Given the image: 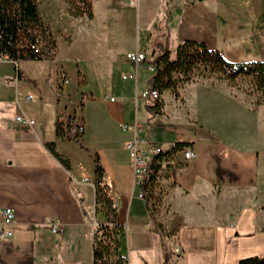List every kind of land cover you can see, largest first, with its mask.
I'll use <instances>...</instances> for the list:
<instances>
[{
  "label": "crops",
  "instance_id": "crops-1",
  "mask_svg": "<svg viewBox=\"0 0 264 264\" xmlns=\"http://www.w3.org/2000/svg\"><path fill=\"white\" fill-rule=\"evenodd\" d=\"M95 1L91 20L63 15L59 22L69 23L58 35L50 24L57 45L52 60L0 58V233L2 211L14 214L4 227L11 237H0V264H93L94 231L106 223L105 210L96 203L94 157L123 229L119 251L129 264H237L264 258V108H253L226 81L206 74L183 85L178 97L160 94L163 109L150 115L148 101L139 98L149 90L150 73L144 66L135 72L125 60L128 52H143L148 62L150 40L162 34L171 60L184 41L204 43L223 55L226 46L264 48V0H184L155 11L159 17L151 13L135 31L111 18L95 25ZM141 1L144 15L150 0ZM106 11L117 13L111 5ZM244 17L247 30L262 32L258 40L232 39V30L245 29ZM61 73L68 84L59 95ZM71 103L82 104L84 133L77 143L56 134V123L64 121ZM21 115L34 122L32 128L19 127L15 118ZM133 125L144 130L150 144H184L195 154L186 164L161 170L154 189L161 196L156 213L161 229L138 198L125 149L134 139ZM52 223L61 232L52 233ZM176 247L180 256L173 254Z\"/></svg>",
  "mask_w": 264,
  "mask_h": 264
},
{
  "label": "trees",
  "instance_id": "trees-1",
  "mask_svg": "<svg viewBox=\"0 0 264 264\" xmlns=\"http://www.w3.org/2000/svg\"><path fill=\"white\" fill-rule=\"evenodd\" d=\"M68 5V15L74 19L91 20L92 0H64ZM172 2V0H168ZM191 5L190 3L187 4ZM55 36L49 25L42 19L34 0H0V58L13 63L52 60L56 54ZM154 68L148 78L149 92L159 94L170 92L178 97V90L197 77L214 76L232 83L237 79H249L252 87L264 99V62H230L222 53L209 49L204 43L184 41L178 45L174 60L170 59L168 37L165 34L150 40V60ZM200 70V74L197 75ZM150 115L160 114L163 101L150 100L146 104ZM56 134L64 138L63 125L56 123ZM77 143V142H76ZM182 147L184 144H175ZM49 153L62 165L67 167L50 145H44ZM88 155V150L81 147ZM158 156L155 160H161ZM94 163L96 203L105 210L106 223L94 231L93 264H120L119 245L122 227L117 223L115 208L102 187L103 170L96 157ZM159 169V165L154 167ZM154 185H145L141 189L146 196V209L156 229L161 226L156 221L157 206L160 196L155 195ZM165 262L167 257L164 255ZM237 264H264V258L251 257Z\"/></svg>",
  "mask_w": 264,
  "mask_h": 264
},
{
  "label": "built area",
  "instance_id": "built-area-1",
  "mask_svg": "<svg viewBox=\"0 0 264 264\" xmlns=\"http://www.w3.org/2000/svg\"><path fill=\"white\" fill-rule=\"evenodd\" d=\"M125 60L131 63L134 66L135 72L137 69L144 66L148 73L152 74L154 68L147 63V55L143 52H128L125 55ZM132 78V76H123V79ZM68 84V79L66 76L61 73L59 75V81L57 84V93L60 95V88ZM160 94L157 91H143L139 94V98L145 101L159 99ZM27 100L32 101V96H27ZM15 121L22 129H30L34 125L32 120H29L25 116H17ZM63 125L64 138L73 141L79 142L83 133L84 126L82 122V104H70V111L67 114L64 121L61 123ZM128 126H122V130L126 131ZM132 129L135 133L134 139L131 142H128L125 145V149L129 154V157L133 164V174L135 184L139 188L138 198L143 201L145 204L147 202L146 196L142 192V188L145 185L153 184L154 188L157 187L160 178L161 170L166 169L168 165H183L190 162L194 158V151L190 146L176 147L175 144L167 148H163L158 145H153L148 142L144 136V130L137 127L136 125L132 126ZM162 156L161 160H155L156 157ZM159 165V169L155 170V166ZM14 218L13 211L9 208L2 211V232L0 233L1 238L11 237V232L5 231L4 227L12 223ZM49 229L52 233L57 234L61 232V229L55 225L50 224ZM182 250L179 247H176L173 250V254L180 256ZM120 264H129V258L126 253L119 254Z\"/></svg>",
  "mask_w": 264,
  "mask_h": 264
},
{
  "label": "rangeland",
  "instance_id": "rangeland-1",
  "mask_svg": "<svg viewBox=\"0 0 264 264\" xmlns=\"http://www.w3.org/2000/svg\"><path fill=\"white\" fill-rule=\"evenodd\" d=\"M38 11L42 17V19L49 25L51 24V27L55 34H57L58 29H65L67 27V23H69L66 20L60 21V17L63 15H68V5L65 3L64 0H34ZM149 6V10L147 14H142V6L141 0H96L94 2V13H95V22L94 24H106L107 22H114L115 20L121 24H124L126 26H132L134 31L136 28L142 27L143 23L147 22V20L150 18L151 13H153L154 16L159 17L158 15H155V11L158 13L163 9V7L166 6V8L173 7L174 5L179 6L181 5L184 0H172V2H169L168 0H150L147 1ZM112 6L116 10V15L110 16L107 13V8L109 6ZM150 13V14H149ZM94 15V14H93ZM153 17V16H152ZM111 18V20H109ZM159 19V18H158ZM249 24L248 17H244L240 21V25L244 26L245 29L239 32L231 31L232 39L240 35V40L244 43L247 42V40H253L252 37H255L258 34H262V32H251L247 30L246 26ZM155 31L159 28L155 25ZM58 35V34H57ZM254 35V36H253ZM251 36V37H250ZM251 38V39H250ZM254 40H258L257 36L254 38ZM262 42V38L260 40ZM236 44V43H235ZM240 48L237 49V47L234 46H226V50L224 52V57L227 60L230 61H238V60H246L248 62L249 60H260L264 59V48L257 49H245ZM173 58H175V53L173 54ZM200 70L198 71L197 75ZM196 79V78H195ZM216 80L221 81L222 79H218L215 77ZM227 86L233 91L235 94H239L242 97H245L248 102H250L253 106V108H264V99L254 91L251 81L249 79H237L236 81L232 83H227ZM155 195L160 196V193L156 192ZM161 197V196H160Z\"/></svg>",
  "mask_w": 264,
  "mask_h": 264
}]
</instances>
